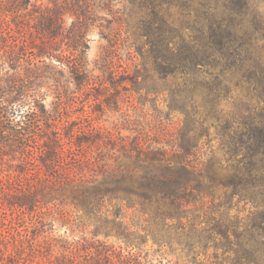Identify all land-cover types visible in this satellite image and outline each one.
Here are the masks:
<instances>
[{"label":"trees","instance_id":"trees-1","mask_svg":"<svg viewBox=\"0 0 264 264\" xmlns=\"http://www.w3.org/2000/svg\"><path fill=\"white\" fill-rule=\"evenodd\" d=\"M43 1L0 0V160L15 167L0 176V241L11 229L18 235L8 255L27 245L31 256L58 248L49 264H157L134 248L149 239L159 249L176 240L195 253L196 243L213 241L212 236L227 240L231 231L237 248L248 246L249 255L264 258V108L236 126L235 120H224L217 140L225 163L211 156L199 167L188 159L199 149L197 124L210 127L217 119L209 113L198 118L210 101L205 98L218 96L222 83L239 70L253 68L252 58L243 57L247 48L233 44L234 26L217 19L219 0L211 6L200 3L203 11L196 9L201 15L196 13L191 26L196 36L178 42L174 37L182 34H173L171 21L159 11H153L156 20L145 22L144 65L151 59L162 79L171 77L175 88H169V110L185 116L178 149L171 154L138 136L116 148L83 125L58 126L44 95L31 90L37 63L55 61L77 84L88 83L86 32L97 16L93 0ZM224 1L238 9L248 4ZM65 17L71 18L69 26ZM204 72L218 81L217 87L201 81ZM133 83L144 87V79L134 77ZM220 185L228 197L251 203L242 229L219 212L222 202L214 204L213 189ZM204 197L211 198L210 205ZM73 222L92 225L93 235L113 234L125 247L94 237L52 235L56 223ZM37 237L43 239L36 242Z\"/></svg>","mask_w":264,"mask_h":264},{"label":"rangeland","instance_id":"rangeland-1","mask_svg":"<svg viewBox=\"0 0 264 264\" xmlns=\"http://www.w3.org/2000/svg\"><path fill=\"white\" fill-rule=\"evenodd\" d=\"M43 2L46 3L45 0ZM213 2L214 0H93L97 20L86 32L87 68L91 76L89 82L77 84L67 67L47 60L45 63H37V77L31 83V90L44 95L45 108L58 122V126L76 129L83 125L103 139H109L116 148L120 143L128 144L134 136H138L171 154L178 149L177 140L182 133L185 116L182 112L169 110V88H175L171 85V77L162 79V74L155 69L151 59L150 62L146 59L144 65L140 52L141 49H148L145 43L147 36L143 35L146 34L145 22L156 20L157 16L153 15V11H159L160 16L171 21V32L182 34L174 37L178 42L181 37L187 39L188 36H196V31L191 27L197 21V14L201 15L196 9L201 12L203 7L200 3L211 6ZM216 8L217 19L234 26L236 33L232 39L233 44L240 46L241 50L247 48L243 57L252 58L250 65L253 68L239 70L238 75L231 78L230 82L222 83L218 96L205 98V101H210L203 104L206 107L199 109L198 118L209 113L217 119L213 118L210 127L197 124V133L201 135L195 144L199 149L195 154H190L188 159L199 167L211 156L224 162L217 140V130L224 124V120H235L236 126V122L249 118L251 111L256 115L264 108V0H248L247 7L240 9L219 0ZM229 14L232 15L229 17ZM70 22L71 18L65 17V25L69 26ZM204 70L214 75L210 73L211 69ZM208 74L204 72L201 81H206V86L217 87L218 81L210 80L212 76ZM229 75L231 74L228 72L225 76ZM134 77L138 82L144 79L142 89L140 85L133 83ZM148 90L149 94L146 93ZM203 128L208 129L205 132L207 134ZM5 160H0V176L15 168ZM213 192L218 198L214 204L219 201L223 204L218 207L219 212H226L230 224L233 222L242 229L249 210H252L251 203L239 202L237 197H228L221 185L214 188ZM210 200L211 198L204 197L205 205H210ZM20 224L17 222V225ZM53 227L52 235L60 234L69 240L94 237L115 247H125L124 242L113 234L98 232L93 235V226L89 224L73 222L60 226L56 223ZM33 233L34 230L29 229L31 237H34ZM229 233L232 238L227 240L220 241L219 236H212L213 241L196 243L193 249L195 253L189 246L182 248L176 240L172 246L165 245L159 249L150 239L133 251H139L146 260L158 262L157 264H264V258L258 253L248 254V246L237 248V240L231 235V231ZM17 238L16 230L11 229L7 237L0 241V264H49L48 260H53L59 253L58 248H53L49 253L31 256L30 247L26 245L24 250L16 249L15 255H8L11 244ZM42 239L37 237L36 242ZM222 244L227 248H223ZM215 245L219 246L218 249L214 248Z\"/></svg>","mask_w":264,"mask_h":264}]
</instances>
